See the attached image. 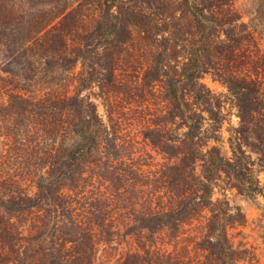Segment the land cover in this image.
I'll return each mask as SVG.
<instances>
[{
    "label": "trees",
    "instance_id": "obj_1",
    "mask_svg": "<svg viewBox=\"0 0 264 264\" xmlns=\"http://www.w3.org/2000/svg\"><path fill=\"white\" fill-rule=\"evenodd\" d=\"M14 2L0 0V5L12 9ZM181 3L186 4L188 12L196 18L199 36L192 52L182 55L179 61L167 60L170 56L175 57L177 52L175 48L172 51L168 49L167 45L178 29L169 31L159 45L155 39L157 24L153 19L122 8L93 13V27L82 26V33L76 34L79 42L72 49V55L54 40L42 46L43 51L55 54L56 67L61 71L74 69L76 63H80L79 82L72 93L69 91L70 85L65 83L62 90L54 89L58 83H55L54 77L50 79L53 69H46L47 63H42L44 73L41 78H37L32 73L35 69L23 75L22 68L12 67L7 62L8 56L0 60V64L5 62L0 68V136H7L10 149L25 158L19 162H25L26 169L32 166L44 168L43 172L35 173L33 194H29L21 185L20 180L24 175L22 164L13 169L6 164V170L0 172V251H12L17 247L18 258L11 260L12 264H93L91 252L94 246L100 240L109 239V224L98 217L91 205L89 209H92L90 213L93 217L86 213L81 220L61 217L56 221L55 218V225L50 226L46 222L43 223V229L40 227L41 220L40 223H34L36 228L28 235L19 233L14 219H21L27 210L37 208H43L42 213H50L54 210L50 208L52 202L56 205L60 203L57 192H63L62 188L73 191L87 184L83 183L81 177L86 171L101 176L99 179L106 188L116 190L117 196L121 194L118 188L130 181L129 173H134L132 180L136 178L135 173L138 171L127 163L131 153L127 141L121 139L114 128L108 129L102 122L89 95H81V88H87L92 81L101 90L115 89L117 83L122 81L119 75L132 66L144 69V79H161L164 96L171 103L169 118H179L186 130L180 136L168 132L171 135L164 140L159 135L163 134L160 129L147 127V131L143 132V138L168 154L166 158L170 162L164 163L160 177L167 174L160 186L165 189L168 205L162 210L150 208L138 213L135 224L133 222L131 225V232L142 234L158 229L166 234L172 233L181 224L191 220L201 203L200 206L207 207L212 215L206 224L208 231L199 244H203L202 248L213 256L214 253L220 256L223 252L222 259L225 258L227 262L231 259L233 250L231 245L225 243L228 238L226 225L219 216L221 210L215 209L216 204L210 198L215 176L227 169L231 162L222 153L221 147L213 145L207 150L202 148L206 140L204 135L213 136L209 130L215 129L218 124L219 112L216 101L209 100V90L198 81L210 62L207 58H201L199 46L206 43L210 32L218 22L221 25V21L212 14L204 13L205 0H181ZM16 15L22 16L19 13ZM247 15L248 23L230 21L223 29V43L225 48H230V53L234 54L244 40L249 44L256 39L252 29L264 30V0H251ZM28 26L35 28L30 23ZM65 32L68 31L59 34ZM43 41L42 38H36L33 42L37 47ZM143 59L144 62L141 61ZM240 80L238 87L231 88L242 123L252 125L256 118L264 119V87L259 98L253 92V99L248 100L245 94L249 92L251 80L245 77ZM66 81H69V77ZM205 104L209 105L205 107L207 118L214 122L209 129L202 128L205 118L193 110L194 105ZM31 134H35V138L30 139L31 151L24 152L21 145ZM197 166L201 169L199 173L195 172ZM106 173L116 176L103 178L102 175ZM136 179L140 182L139 175ZM190 191H198L199 194L192 199ZM35 215L40 216V211ZM45 240L48 248L55 249V253L49 249L47 252L50 256L46 258L39 252L40 248L44 249ZM67 255L70 260L66 259ZM129 257L134 255L130 254Z\"/></svg>",
    "mask_w": 264,
    "mask_h": 264
},
{
    "label": "rangeland",
    "instance_id": "obj_2",
    "mask_svg": "<svg viewBox=\"0 0 264 264\" xmlns=\"http://www.w3.org/2000/svg\"><path fill=\"white\" fill-rule=\"evenodd\" d=\"M13 1L15 2L12 9L0 5V60L8 56L7 62L12 67L22 68L23 75L35 69L32 73L37 78H41L44 73L42 63H47L46 69H53V72H49L50 79L54 77L55 83H58L54 85V89L62 90L65 83L70 85L71 93L79 82L80 63H76L74 69L61 71L56 67L55 54L43 51L42 46L54 40L72 55V49L79 42L76 34L82 33L83 25L86 28L93 27V13L112 12L122 8L148 16L157 24L155 39L159 45L163 41L162 38L168 36L169 31L178 29L167 45L171 51L173 48L177 51L175 57L167 58L169 61H179L182 55H189L194 44L198 42L199 28L196 18L188 12L186 4L181 3V0ZM250 1L205 0L204 13L212 14L221 21V25L219 22L215 25V29L210 32V38L204 45L199 46L198 51L201 58L210 61L198 81L209 90V100L216 101L219 112L218 124L215 129L209 130L215 137L204 135L206 140L202 148L207 150L213 145L221 147L222 153L231 162L227 169L215 176L210 195L216 204L215 209L221 210L219 216L226 225L228 242L225 243L231 245L233 250L229 262L221 258L223 252L220 256L215 253L213 256L202 248L203 244H199L202 236L208 231L206 224L212 215L207 207H201V203L191 220L181 224L172 233L166 234L158 229L142 234L131 232V225L133 222L135 224L138 213L150 208L162 210L168 205L165 189L160 186L167 178L166 173L163 178L160 177L162 166L170 162L166 158L168 154H164L143 138V132L147 131V127L160 129L163 134L159 135L164 140L171 132L180 136L186 130L179 118H169L171 103L164 96L161 79H144V69H135L134 66L128 67L119 75L122 81L115 84V89L101 90L96 82L92 81L87 88H81V95H89L102 122L108 129L114 128L117 135L127 141L131 152L127 163L138 171L135 177L139 175L140 182L136 178L132 180L134 173H129L130 181L118 188L121 194L117 196L116 190L106 188L105 183L99 179L101 176L86 171L81 177L83 183L87 184L82 189L78 187L73 191L62 188L63 192H57L60 203L57 201L59 204L56 205L52 202L50 208L54 210L50 213H42L43 208H37L27 210L21 219L15 218L19 233L30 234L36 228L34 223H40L41 220L43 221L40 227L43 229V223L55 225V218L56 221L61 217L81 220L86 213L93 217L90 213L92 209H89L91 205L98 217L110 226L109 239L97 242L91 252L93 264H264V119L256 118L252 125L242 123L231 88L238 87L241 77H245L251 80L249 92L245 97L249 98L248 100L253 99V92L256 98L260 97L264 87V30L252 29L256 39L253 42L249 39V44L244 40L240 47L235 49L234 54L230 53V48H225L223 43V29L230 21L244 24L249 22L247 10ZM28 23L35 26L36 30L29 28ZM61 30L68 32L59 34ZM52 33H55V36H51ZM36 38L45 41L35 47L33 41ZM141 61L144 62V59ZM68 77L69 81H66ZM205 107L209 105H194L193 110L204 116L202 128L209 129L214 122L207 118ZM34 138L35 134H31L23 142L21 149L24 152L31 151L30 139ZM9 146L7 136H0V172L6 170V164L11 169L22 164L24 175L20 180L21 185L29 194H33L35 173L43 172L44 168L32 166L26 169L25 162H19L25 158L18 156V152H14ZM199 170L201 171L197 166L195 172L199 173ZM102 176L114 178L116 175L106 173ZM189 193L192 199L199 194L198 191ZM39 211L41 215H35ZM53 234L55 235V229ZM43 248H40L39 252L44 258L50 256L47 252L49 249L55 253L54 248L47 247V240L43 242ZM17 254V247L12 251H0V264H12L11 260L17 259ZM130 254L134 257H129ZM68 258L69 255L66 256V259Z\"/></svg>",
    "mask_w": 264,
    "mask_h": 264
}]
</instances>
